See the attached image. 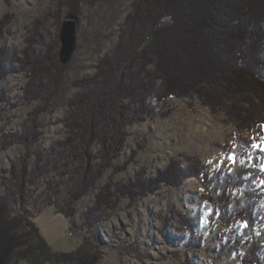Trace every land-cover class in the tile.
Returning <instances> with one entry per match:
<instances>
[{
    "label": "rangeland",
    "instance_id": "1",
    "mask_svg": "<svg viewBox=\"0 0 264 264\" xmlns=\"http://www.w3.org/2000/svg\"><path fill=\"white\" fill-rule=\"evenodd\" d=\"M145 5L0 0V198L13 199L12 218L32 217L54 253H74V264H82L77 251L91 255L89 264H242L234 240L217 253L231 229L240 233L239 221L202 212L210 201L209 179L235 164L229 159L235 125L196 96L149 99L144 114L127 99L146 86L174 88L156 62L129 51L135 40L123 38L127 18ZM67 21L78 25L69 58L61 42ZM124 43L125 60L135 55L131 65L118 63L120 52L111 68H102ZM131 78L144 88L132 89ZM99 90L103 99L89 98ZM242 135L264 148V126ZM191 166L207 170L206 183L189 174ZM74 187H82V197L68 198ZM25 226L24 235L32 231ZM21 236H6L0 264H30L23 249L12 246ZM188 241L197 246L189 248Z\"/></svg>",
    "mask_w": 264,
    "mask_h": 264
},
{
    "label": "trees",
    "instance_id": "2",
    "mask_svg": "<svg viewBox=\"0 0 264 264\" xmlns=\"http://www.w3.org/2000/svg\"><path fill=\"white\" fill-rule=\"evenodd\" d=\"M144 1L145 8L127 18L123 38L135 40L129 51L135 54L137 50L140 59L156 62L157 73L163 72L162 76L174 88L158 91L146 86L144 93L138 96L130 92L127 99L133 100L132 104L142 108L140 112L144 114L150 112L151 104L146 103L149 99L196 96L214 112H223L226 120L235 125V164L228 174L214 172L209 179L210 201L202 212L206 218L212 219L219 213L221 221L238 220L241 225L239 234L231 229L218 254L229 249L234 240L242 254V264H264V170L260 167L264 153L254 148L253 140L242 135L264 126V0H160L152 5H148L149 0ZM125 45H121V51L118 46L102 68H111L120 52L123 55L118 63L128 61L131 65L135 55H128L125 60ZM173 73L184 80L171 82ZM105 76L109 79L110 74ZM134 79L131 78L132 89L142 90L143 82ZM102 91H95L89 98L103 99ZM189 170L203 183L208 180L204 167L191 166ZM81 188L74 187L68 198L82 197ZM20 189L19 194L23 195ZM233 190L239 194L236 191L234 195ZM12 202L7 195L0 198V249L7 235L21 232L23 236L13 238L12 246L23 249L22 258L30 264L75 263L74 253L52 251L32 223V217L12 218ZM22 224L32 227V231L24 235ZM187 227L193 228L189 224ZM196 246L194 241H188L189 248ZM76 254L82 264H89L91 255L85 256L81 251ZM183 264L192 262L186 260Z\"/></svg>",
    "mask_w": 264,
    "mask_h": 264
},
{
    "label": "water",
    "instance_id": "3",
    "mask_svg": "<svg viewBox=\"0 0 264 264\" xmlns=\"http://www.w3.org/2000/svg\"><path fill=\"white\" fill-rule=\"evenodd\" d=\"M78 25L75 21H67L63 25L61 33L62 55L69 58L75 51Z\"/></svg>",
    "mask_w": 264,
    "mask_h": 264
},
{
    "label": "snow or ice",
    "instance_id": "4",
    "mask_svg": "<svg viewBox=\"0 0 264 264\" xmlns=\"http://www.w3.org/2000/svg\"><path fill=\"white\" fill-rule=\"evenodd\" d=\"M260 150H261V151H264V148H261ZM229 159H232L233 162H235V161H234V157H229Z\"/></svg>",
    "mask_w": 264,
    "mask_h": 264
},
{
    "label": "bare ground",
    "instance_id": "5",
    "mask_svg": "<svg viewBox=\"0 0 264 264\" xmlns=\"http://www.w3.org/2000/svg\"><path fill=\"white\" fill-rule=\"evenodd\" d=\"M7 38V37H6ZM22 66V65H21Z\"/></svg>",
    "mask_w": 264,
    "mask_h": 264
}]
</instances>
